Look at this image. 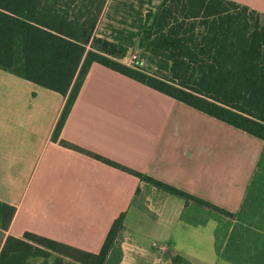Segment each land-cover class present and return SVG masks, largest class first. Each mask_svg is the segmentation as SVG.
I'll return each mask as SVG.
<instances>
[{"label":"crops","instance_id":"crops-1","mask_svg":"<svg viewBox=\"0 0 264 264\" xmlns=\"http://www.w3.org/2000/svg\"><path fill=\"white\" fill-rule=\"evenodd\" d=\"M235 1L264 16V0ZM65 101L0 67V200L16 207L0 249L29 230L97 252L125 212L104 264H264V202H244L263 138L99 62L87 71L60 137L237 212L224 217L54 140Z\"/></svg>","mask_w":264,"mask_h":264},{"label":"trees","instance_id":"trees-1","mask_svg":"<svg viewBox=\"0 0 264 264\" xmlns=\"http://www.w3.org/2000/svg\"><path fill=\"white\" fill-rule=\"evenodd\" d=\"M105 5L106 0H0V67L66 97L54 140L181 197L185 207L234 217L237 212L61 138L60 131L96 61L264 139V16L235 0H161L139 25L140 44L156 59L149 71L123 62L127 47L96 34ZM15 210L0 200L1 228L9 227ZM124 216L112 221L97 252L29 230L8 234L0 264H35L31 258L39 256V264H104ZM181 262L175 256L158 264Z\"/></svg>","mask_w":264,"mask_h":264},{"label":"rangeland","instance_id":"rangeland-1","mask_svg":"<svg viewBox=\"0 0 264 264\" xmlns=\"http://www.w3.org/2000/svg\"><path fill=\"white\" fill-rule=\"evenodd\" d=\"M106 7L96 28V34L113 39L127 47L125 56L121 60L128 64H138L149 71L156 69V59L146 51L140 44L138 34L139 25L148 11L157 8L161 0H106ZM142 18V19H141ZM264 19V17H263ZM249 201H253L252 207L260 206L264 202V161H262L257 179L252 186ZM255 208V207H254ZM199 209V208H198ZM198 209L188 210L187 215L195 220L204 217V211ZM255 209L250 210V216ZM230 220L220 221L218 230V246L225 239L226 232L230 226ZM43 257H32L31 261L39 264Z\"/></svg>","mask_w":264,"mask_h":264}]
</instances>
